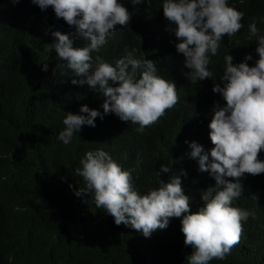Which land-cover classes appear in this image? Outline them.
Listing matches in <instances>:
<instances>
[{"label": "clouds", "instance_id": "9594fccd", "mask_svg": "<svg viewBox=\"0 0 264 264\" xmlns=\"http://www.w3.org/2000/svg\"><path fill=\"white\" fill-rule=\"evenodd\" d=\"M31 3L29 108L44 106L41 137L68 158L67 192L105 222L167 234L188 264H264V19L248 25L258 56L211 65L244 27L228 0Z\"/></svg>", "mask_w": 264, "mask_h": 264}, {"label": "trees", "instance_id": "16d2710c", "mask_svg": "<svg viewBox=\"0 0 264 264\" xmlns=\"http://www.w3.org/2000/svg\"><path fill=\"white\" fill-rule=\"evenodd\" d=\"M228 3L244 12V27L222 39L217 56L210 55L211 65L224 63L235 50L258 56L248 25L253 18L264 19V0ZM38 8L31 0H0V264H7L8 255L20 264H188L187 248L167 234L153 242L156 231L145 238L130 226L105 222L88 213L82 203L87 194L67 192L72 180L68 158L55 138L41 137L47 113L36 100L29 108L36 80L19 55L22 44L38 46ZM257 27L264 34V23ZM209 264L231 261L226 257Z\"/></svg>", "mask_w": 264, "mask_h": 264}]
</instances>
